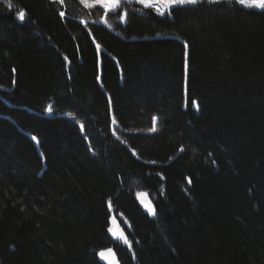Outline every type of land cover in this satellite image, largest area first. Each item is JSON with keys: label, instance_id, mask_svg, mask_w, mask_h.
<instances>
[{"label": "trees", "instance_id": "16d2710c", "mask_svg": "<svg viewBox=\"0 0 264 264\" xmlns=\"http://www.w3.org/2000/svg\"><path fill=\"white\" fill-rule=\"evenodd\" d=\"M11 3L0 264H264V9Z\"/></svg>", "mask_w": 264, "mask_h": 264}, {"label": "snow or ice", "instance_id": "6c2138e0", "mask_svg": "<svg viewBox=\"0 0 264 264\" xmlns=\"http://www.w3.org/2000/svg\"><path fill=\"white\" fill-rule=\"evenodd\" d=\"M55 3L58 4H63L64 0H54ZM82 3L85 2V0H81ZM99 3H101L102 7L105 9H117L120 6L121 0H98ZM138 2L140 4L145 5V7H154L155 5L153 3L150 2V0H138ZM165 4L167 5L168 8H171L172 5H195L199 2H201V0H164ZM207 2L209 4L212 3H219L220 0H207ZM237 3L241 4V5H246L247 7H255V8H260V9H264V0H236ZM128 3H132V0H128ZM228 3H233V0H228ZM7 4L8 7L11 8L13 7L11 0H7ZM88 7H92L94 5H87ZM159 11V9H158ZM62 17L64 16L63 12L59 13ZM161 15H163V11L160 12ZM16 15L18 16V18L23 21L25 19L26 13L24 10H19ZM123 18V17H122ZM99 47V46H97ZM65 59H67L65 57ZM13 71H15L13 69ZM14 83V81H13ZM195 103V102H194ZM198 107V105H196ZM47 111H52V106L49 105L47 108ZM115 122V121H113ZM153 128L149 129V131L155 132L156 128H155V117L153 118ZM81 128H83V125H81ZM35 139V138H33ZM190 182V181H189ZM150 211L152 212L153 215H155V210L154 209H150ZM124 242L130 245V242L127 241L126 237L124 238ZM109 252H111V250H109ZM101 255L103 256V253H101ZM114 255V254H113Z\"/></svg>", "mask_w": 264, "mask_h": 264}, {"label": "rangeland", "instance_id": "374dc122", "mask_svg": "<svg viewBox=\"0 0 264 264\" xmlns=\"http://www.w3.org/2000/svg\"><path fill=\"white\" fill-rule=\"evenodd\" d=\"M79 2H80V4H81V6L83 7V8H85V9H93V8H101V10H103V12H102V14L101 15H98L96 18H93V20H95V21H97V22H99V23H103V24H105L106 26H108V27H110V28H112L113 27V25H112V23H111V21L108 19V14L109 13H111V12H113V11H116L120 6H121V3H120V6L117 8V9H105V8H103L102 7V5H101V3H99L98 2V0H85V2L84 3H82L81 2V0H78ZM122 1H128V0H121V2ZM132 1H136V2H138V0H132ZM150 2L151 3H153L155 6L154 7H149V8H152L153 10H155V12L156 13H158V14H160V12L161 11H163V15H165L167 12H168V10L170 9V8H168L167 7V5L165 4V2H164V0H150ZM89 4H91V5H94V6H92V7H88L87 5H89ZM145 6V5H144ZM174 6H177V5H172L171 6V8H173ZM244 6H246V5H244ZM247 7V6H246ZM250 8V7H249ZM251 8H255V7H251ZM158 9H159V11H158ZM258 9H260V8H258ZM96 11H98V9H95V10H93V11H91V12H89V14H91L92 12H96ZM64 14H65V11L63 10L62 11ZM99 12V11H98ZM81 21H82V23H84V24H86V22H89V21H87V19L86 18H81ZM47 114L48 115H50V114H52V111H47ZM113 121H115L114 119H113ZM154 126V125H153ZM117 127V123L116 122H113V130H114V134L117 136V137H119V134L117 133V131L114 129V128H116ZM153 128V127H152ZM155 128L157 129L158 128V119L157 118H155ZM35 140L37 141V139L35 138ZM121 262V261H120Z\"/></svg>", "mask_w": 264, "mask_h": 264}, {"label": "water", "instance_id": "95a60500", "mask_svg": "<svg viewBox=\"0 0 264 264\" xmlns=\"http://www.w3.org/2000/svg\"><path fill=\"white\" fill-rule=\"evenodd\" d=\"M111 250V252H109ZM103 253V256L101 255ZM114 254V255H113ZM98 258L103 264H121L118 254L113 247H108L98 252Z\"/></svg>", "mask_w": 264, "mask_h": 264}]
</instances>
